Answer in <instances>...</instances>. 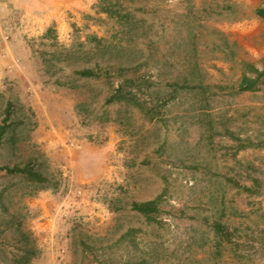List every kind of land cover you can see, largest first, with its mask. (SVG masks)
I'll return each instance as SVG.
<instances>
[{
	"label": "rangeland",
	"instance_id": "obj_1",
	"mask_svg": "<svg viewBox=\"0 0 264 264\" xmlns=\"http://www.w3.org/2000/svg\"><path fill=\"white\" fill-rule=\"evenodd\" d=\"M259 10L0 0V264H264Z\"/></svg>",
	"mask_w": 264,
	"mask_h": 264
},
{
	"label": "trees",
	"instance_id": "obj_2",
	"mask_svg": "<svg viewBox=\"0 0 264 264\" xmlns=\"http://www.w3.org/2000/svg\"><path fill=\"white\" fill-rule=\"evenodd\" d=\"M257 14L261 17H264V10H259ZM246 67L249 72L255 74L256 76L254 78H251L248 77L246 74H244L242 79L240 80L238 87L240 92L253 91L255 89L258 79L264 75V71H259L258 69L254 68L251 65H247ZM77 74L84 78L94 77L95 75L92 70H83L78 72ZM117 92H120V90H117ZM119 99L120 98H115V96H113L111 99L108 100V102ZM10 108L11 105L7 104L4 110L3 124L0 126V140L6 137L7 133L9 132V127L6 125V121L9 120L11 116ZM3 170H5L8 174L18 175L32 183H41L44 181V178L39 173L33 172L31 169H29L26 166L22 168L17 166L13 168L6 167L3 168ZM156 204L157 201L146 202L143 204H134L133 209L140 214L147 215L152 211H156ZM28 262H29V258H27V256H23L21 258L22 264H27Z\"/></svg>",
	"mask_w": 264,
	"mask_h": 264
}]
</instances>
